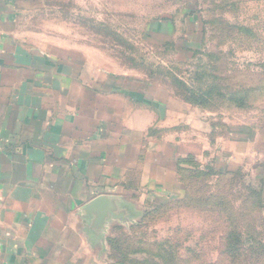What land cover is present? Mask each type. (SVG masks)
Segmentation results:
<instances>
[{
	"label": "crops",
	"instance_id": "crops-1",
	"mask_svg": "<svg viewBox=\"0 0 264 264\" xmlns=\"http://www.w3.org/2000/svg\"><path fill=\"white\" fill-rule=\"evenodd\" d=\"M31 1L0 0V264H123L108 251L112 229L184 198L177 162L190 155L214 171L257 163L264 223V107L257 122L209 140L207 108L150 79L105 74L82 92V63L37 53L18 35ZM98 196L133 223L109 218L100 230L84 217Z\"/></svg>",
	"mask_w": 264,
	"mask_h": 264
},
{
	"label": "rangeland",
	"instance_id": "rangeland-1",
	"mask_svg": "<svg viewBox=\"0 0 264 264\" xmlns=\"http://www.w3.org/2000/svg\"><path fill=\"white\" fill-rule=\"evenodd\" d=\"M24 4L27 11L17 26L18 35L37 53L82 63L78 75L85 82L83 88L78 86L82 92L91 87L90 79L106 74L150 79L182 99L172 77L189 82L199 64L208 79H216L215 89L221 94L236 89L252 92L250 110H235L223 98L206 107L214 128L209 140L213 131L216 136L226 135L228 124L260 118L264 0H32ZM67 87L62 83V90ZM171 123L181 129L177 119ZM255 174H261L257 163L190 177L187 200L151 206L143 222L134 230L126 226V232L152 252L169 241L173 264H264V251L253 243L254 238L264 239ZM202 192L215 195L204 197L208 201L217 202L221 196L231 205L239 217L235 234L241 233L240 239L225 240L229 212L220 213L213 204L201 206L196 200ZM226 241L239 245L232 255Z\"/></svg>",
	"mask_w": 264,
	"mask_h": 264
},
{
	"label": "trees",
	"instance_id": "trees-1",
	"mask_svg": "<svg viewBox=\"0 0 264 264\" xmlns=\"http://www.w3.org/2000/svg\"><path fill=\"white\" fill-rule=\"evenodd\" d=\"M199 63V62H198ZM204 67L200 66L199 64L196 67V71L192 73V77L189 78V82H184L180 78L173 76L172 81L173 83L182 90L183 99L194 105L199 107H208L211 102L213 101H222V98L229 103V105L240 109L245 110L251 104V90L246 89H236L232 91H228L227 93L223 92L221 94L220 90L215 89V78L212 80L208 79L207 76L209 74L206 71H203ZM248 102V103H247ZM228 169H222L218 171H214L211 167L206 166L201 168L198 165L194 158L188 156L186 158H181L177 162V174L179 176V181L183 185L184 188V199H188V189L189 184L186 179L192 178H202L204 176L209 175H216L218 173H224ZM256 195L259 198L258 201V208L262 210L263 206L261 205V192H256ZM209 196L211 198L215 195L210 196L205 192H202L201 196L197 198V202H201V206H205V204H213L216 209L220 213H224L227 210L229 212V218L225 217V220L228 222L229 230L226 233L225 240H231V238L240 239L242 237L241 233L235 234L236 230L239 229L238 221L239 217L231 211V205H228V202L224 197L219 196L217 202L215 201H208V199L204 198ZM218 197V196H217ZM164 203L161 202L159 206H163ZM158 206V207H159ZM232 214V215H231ZM148 215V210L144 212L142 218L137 221V224L129 226L128 230L136 229L141 222ZM262 220L261 218H259ZM227 226V227H228ZM116 233V235L114 234ZM130 233L126 232V229L123 227H114L107 238L108 244V251L110 256H112L117 261L123 264H173L175 261L174 259V251L170 246L169 241H165L164 243L159 245V248L156 252H152L150 250H146L142 247V240L135 235H129ZM228 244L227 252L232 255L238 250L239 246L237 244L231 243L226 241ZM253 243L257 245L256 247L260 248L264 251V239L257 240L256 238L253 239ZM233 245V246H232Z\"/></svg>",
	"mask_w": 264,
	"mask_h": 264
},
{
	"label": "water",
	"instance_id": "water-1",
	"mask_svg": "<svg viewBox=\"0 0 264 264\" xmlns=\"http://www.w3.org/2000/svg\"><path fill=\"white\" fill-rule=\"evenodd\" d=\"M115 202L112 198L107 196H98L91 200L84 208V217L94 215L93 224L104 229L109 218L114 220H119L122 224L133 223L130 219L127 209L116 213V208H114ZM95 212V213H94Z\"/></svg>",
	"mask_w": 264,
	"mask_h": 264
}]
</instances>
